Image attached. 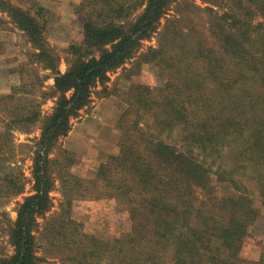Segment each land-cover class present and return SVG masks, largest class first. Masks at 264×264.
Listing matches in <instances>:
<instances>
[{
	"label": "trees",
	"instance_id": "1",
	"mask_svg": "<svg viewBox=\"0 0 264 264\" xmlns=\"http://www.w3.org/2000/svg\"><path fill=\"white\" fill-rule=\"evenodd\" d=\"M0 10L35 48L32 63L55 81L38 94L43 79L29 84L22 75L19 88L0 96V218L8 216L3 205L26 189L15 135L42 122L33 145V193L18 205L8 228L13 254L0 264H44L41 220L54 233L52 244L69 249L62 261L73 264H264V249L255 261L241 256L260 217L257 204L264 208V0H82L83 41L70 48L65 73L39 19L6 0ZM164 20L173 38L183 32L177 55L144 49ZM143 65L154 66L161 83L127 88L120 151L94 182L99 197L128 212L130 231L111 239L80 231L69 196L59 216L48 219L58 141L98 84L108 91L110 74L122 69L130 78ZM50 99L53 111L42 120Z\"/></svg>",
	"mask_w": 264,
	"mask_h": 264
},
{
	"label": "rangeland",
	"instance_id": "2",
	"mask_svg": "<svg viewBox=\"0 0 264 264\" xmlns=\"http://www.w3.org/2000/svg\"><path fill=\"white\" fill-rule=\"evenodd\" d=\"M6 1L21 7L41 21L45 29L46 44L58 57L60 71L65 73L71 61L70 48L80 46L83 41V28L77 14V7L82 0ZM0 20V96L9 95L14 88H19L22 75L29 84L36 81V76L43 79L38 84V94L41 91H50L55 83L53 75L42 65L32 63L36 50L25 32L12 21L6 12L1 10ZM165 22L166 20L163 21L161 29L154 37L144 43V49L161 48L166 54L177 55L183 45V32L176 39L173 38L166 32ZM130 66L129 64L127 68ZM123 73L124 70L120 69L109 75L108 91H102L103 87L100 84L97 85L93 91L92 102L72 121L69 133L58 141L51 154L54 161L53 172L57 182L51 193L54 206L47 215L48 219L59 216L62 210L61 205L69 196L73 201L70 216L77 223L80 231L101 239L122 236L131 229L128 212L121 206L119 207L115 199L99 197L101 191L94 183L100 166L120 151L119 144L123 133L119 123L127 110V100L124 94L132 84L157 87L161 83L157 69L152 65H143L139 74L130 78L124 76ZM27 90L35 93V90L30 88ZM3 105L1 103L0 107ZM53 108L52 99L43 102L42 120L52 113ZM133 118L131 114L126 120ZM41 126L42 122H39L27 133L17 132L15 135V145L18 147L16 162L25 174L26 189L24 194L3 205V210L8 216L0 218V258L13 254L8 228L16 219L18 205L25 197L33 193V145L40 137ZM257 206L261 208L260 217L251 226L241 251L242 258L253 261L260 258L264 249V208L259 204ZM40 223L38 237L42 248L39 255L44 258L43 263L73 264L62 261L68 256L69 249L62 243L52 244L51 239L54 233L52 230L48 232L52 235L46 232L47 220H41ZM46 235L49 241L45 239Z\"/></svg>",
	"mask_w": 264,
	"mask_h": 264
}]
</instances>
